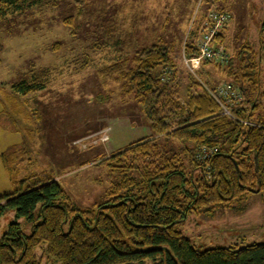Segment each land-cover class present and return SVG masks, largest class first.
Here are the masks:
<instances>
[{"label":"trees","instance_id":"16d2710c","mask_svg":"<svg viewBox=\"0 0 264 264\" xmlns=\"http://www.w3.org/2000/svg\"><path fill=\"white\" fill-rule=\"evenodd\" d=\"M201 2L212 6L227 0ZM56 3L0 0V34L9 16ZM207 16L206 10L196 16L183 56L199 54ZM65 22L74 27L71 17ZM104 34L109 43H93L91 50L113 49L116 55L109 54L112 61L98 67L99 75L115 80L120 95L143 107L153 134L101 161L118 163L110 166L121 176L103 201L83 208L50 171L21 176L19 162L30 152L32 128L27 127V138L0 155L15 186L0 193V225L7 212L16 216L0 238V264H43L44 258L52 264H264V242L199 249L180 228L195 211L213 215L219 205L264 193V121L254 117L264 90L253 50L245 42L225 62L204 60L195 72H185L183 83L171 36L159 35L129 55L126 49L132 46L122 34L129 40L130 32L112 23ZM224 37L222 30L215 33L212 45L220 47ZM2 51L0 44V56ZM205 65L217 66L222 81H233L243 95L242 102L229 106L230 113L214 95L221 81L210 78ZM53 70L34 65L11 89L20 96L39 93L51 83Z\"/></svg>","mask_w":264,"mask_h":264},{"label":"rangeland","instance_id":"374dc122","mask_svg":"<svg viewBox=\"0 0 264 264\" xmlns=\"http://www.w3.org/2000/svg\"><path fill=\"white\" fill-rule=\"evenodd\" d=\"M219 8L230 14L221 28L225 36L221 47L230 56L247 42L260 63L264 90V0H227L212 6L201 0H89L84 5L57 0L55 5L9 16L1 23L0 34V155L11 144L23 142L25 129L31 127L30 152L19 162L21 176L48 170L80 207L103 201L121 173L110 166L118 164L115 161H101L153 132L143 107L120 95L115 80L110 84L99 75L98 67L109 64V54L114 58L116 52H103L102 47L92 51V44L109 43L104 30L112 23L130 32L129 40L122 34L132 46L126 49L129 55L157 36L169 35L178 45L180 77L186 83L184 75L189 69L182 50L189 29L203 10L208 15ZM70 17L74 27L65 22ZM34 65L54 68L51 83L39 93L16 95L11 85L27 77ZM205 68L213 80L233 82L222 81L225 76L217 66ZM203 77L209 79L208 75ZM254 117L264 121V97ZM102 136L107 139L102 140ZM14 188L0 157V193ZM215 208L213 215L193 212L180 226L199 249L264 242L263 192ZM15 219L13 211L2 217L0 238ZM43 264L52 263L44 258Z\"/></svg>","mask_w":264,"mask_h":264},{"label":"built area","instance_id":"2783aa9c","mask_svg":"<svg viewBox=\"0 0 264 264\" xmlns=\"http://www.w3.org/2000/svg\"><path fill=\"white\" fill-rule=\"evenodd\" d=\"M229 20L230 14L227 11L222 12L219 10H213L208 14V18L205 22L206 29L198 40V46L200 49L199 54L191 58H188L184 55V61L191 72L198 70L204 60L214 59L216 61L220 60L225 62L228 59L229 55L227 51L221 46L214 47L212 45V40L214 34L219 32ZM195 65L196 67L198 66L197 69L194 68ZM214 95L227 113H230L228 110L229 106L232 107V105L242 102L244 99L237 84L233 82H223L220 84L218 87V92L214 93ZM102 132L103 130L99 134ZM104 136H102V140L107 139H104Z\"/></svg>","mask_w":264,"mask_h":264}]
</instances>
